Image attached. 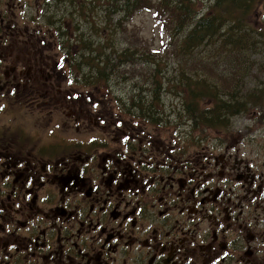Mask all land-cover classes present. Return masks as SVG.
Returning a JSON list of instances; mask_svg holds the SVG:
<instances>
[{
	"label": "flooded vegetation",
	"instance_id": "obj_1",
	"mask_svg": "<svg viewBox=\"0 0 264 264\" xmlns=\"http://www.w3.org/2000/svg\"><path fill=\"white\" fill-rule=\"evenodd\" d=\"M20 1L0 0V14L12 11L8 22L36 31L32 19L12 10ZM35 2L46 11L75 7L73 0ZM15 46L0 42L1 111L16 105L47 114L71 110V102L49 87L21 88L18 81H49L60 69L47 64L33 71ZM6 91L17 97L2 98ZM86 110L85 104L77 108L75 127L94 119ZM47 120L41 117L36 127L14 113L0 118V264H264V216L235 217L225 207L218 216L213 212L231 203L228 183L253 178L230 150L236 137L215 138L219 152L185 155L154 144L142 124L133 123L130 135L116 138L127 141L126 152L117 148L114 158L102 161L106 149L86 150L67 137L61 142L60 135L50 137L49 127L47 142ZM139 166L145 168L141 174ZM201 220L208 239L200 236Z\"/></svg>",
	"mask_w": 264,
	"mask_h": 264
},
{
	"label": "rangeland",
	"instance_id": "obj_2",
	"mask_svg": "<svg viewBox=\"0 0 264 264\" xmlns=\"http://www.w3.org/2000/svg\"><path fill=\"white\" fill-rule=\"evenodd\" d=\"M148 1L152 6L151 9L144 7L135 15L131 14L132 16H130V13H126V16H123L125 14L113 13V0L92 2L87 0L85 6H82L86 15L80 16L78 8H68L67 11L71 14L66 16L67 31L65 28L59 29L62 22L55 20V24H51L47 22L46 18L44 30L40 32L34 29L27 31L26 25L23 30L15 21L8 22L6 20L12 11L0 14V42H14L24 52L27 61L33 64V70L44 68V65L47 64L55 65L58 57L66 53L67 47L73 45L74 50L88 57L90 63L95 59L98 60L101 74L110 77V81H98L87 85L83 80L89 77L95 79L96 67L90 70L86 64H83V70L78 73L68 69L67 74L70 82H73L72 77L75 75L80 78L73 84H69L68 79L66 82H61L72 93L81 94L78 99L66 97L72 104L71 110L65 114H54L53 112L47 114L33 110L26 111L16 105L14 109H9V107L5 111L0 109V118L5 113H14L20 120L34 123L36 127H38L36 124L40 122L41 117L50 118L52 120L46 121L49 125L45 127L44 132L47 142L49 141L47 137V128L49 127L50 137L60 135L61 142H63V138L67 137L79 140L80 145L86 150L106 149L108 155L106 159L102 158V161L114 158L116 156L114 150L117 148H121V152H126L124 145L127 144V141L119 144L116 138L121 140L122 137L130 135L133 123L136 126L142 124L146 137L150 135L154 144L180 149L185 155L197 150L219 152L220 148L214 149L215 143L218 144L215 138L236 137L230 139L232 142L229 145L230 150L240 160L237 165L240 166L242 162L249 165L253 178L248 184L228 183L231 187L225 186L226 196L231 198V203L227 200L224 206H216L213 212L215 216H218L225 207L228 211L232 210L235 217L242 216L244 219H249L252 215L264 216V0L261 2L254 0L250 3L247 0L239 2L241 6L235 10L233 16L227 15L220 0H190L192 9L189 14H183L178 19V24L186 21L181 31H176L175 23H171L174 16L169 14L165 6L162 7L159 4L164 0ZM181 1H184L185 5H189L188 0H178L179 3ZM244 5H253L254 7L251 9L249 6L250 10L246 13ZM38 7L39 5L25 9L37 15ZM164 11L168 14H165ZM216 12L218 16L220 13L227 15L223 20L227 24L221 27L217 22L214 39L205 48L197 50L199 61L189 62L181 59L182 64L179 67L172 69L173 66L169 64L170 71L148 79L146 73H143L142 76L139 74L135 76V72L142 69L143 66L130 68L127 65H121L118 57H112L109 54L110 52L115 53V51L122 53L131 43L137 41L146 42L139 43L138 48L149 44L162 52L155 53L150 50L149 56L153 53L156 56L165 54L172 51L173 47L162 48L161 40L164 34L162 28L159 27V20H171L167 28L174 39L180 41L188 35L193 22ZM157 13L161 16H156ZM62 15L60 12L58 17ZM240 20V25L235 26ZM39 21L42 20L39 19ZM102 28H108L109 36L113 38L109 43L122 39L116 49H109L104 51L105 54H102L103 59L109 55L112 58H109L106 73L103 71V67L106 65H103L101 58L93 51V47L105 46L104 33L101 35ZM227 28L229 31L226 30ZM57 30L61 33L58 34ZM66 38H70L72 43L60 45L59 43ZM169 38H171L170 35ZM244 38L246 42L243 40ZM248 45H251L250 50ZM82 46L89 47L82 48ZM202 61L211 71L203 68ZM65 62V67L71 62L68 55ZM250 65L252 66L249 67ZM150 66L154 67V64H150ZM119 74L121 76H117ZM202 78L209 80L215 87L217 96H222L229 101H236L230 94L237 90L238 95H242V98L247 100V108L241 111H232L231 115L227 114L219 118L220 123H213L220 127L216 129L208 127L201 118L193 119L200 116L198 112H195L198 108L210 105V101L198 105L188 97L191 90L200 87L196 84ZM51 85L53 87V85H57V82H51ZM153 93H157V101L153 99ZM3 94L2 98L4 99L17 97V94H8L7 91ZM82 104L87 106L86 114L93 115L94 119L79 128L74 126L73 117L77 108ZM152 108L156 109L158 113L150 112ZM149 115L153 116L155 120L146 117ZM102 120L105 123H102ZM51 129L54 130L52 133ZM106 138L109 139V143L105 141ZM128 144L129 149L134 146L131 140L128 141ZM196 159L200 161L199 157H195ZM208 168L212 172L215 170L211 166ZM135 169L141 174L145 168L139 166ZM236 196H238L236 199L238 205L235 206L232 201ZM257 210H259L258 213ZM233 228L234 226L231 227L230 233ZM199 231L200 236L203 235L207 239L211 233L209 229L205 228L202 220Z\"/></svg>",
	"mask_w": 264,
	"mask_h": 264
},
{
	"label": "trees",
	"instance_id": "obj_3",
	"mask_svg": "<svg viewBox=\"0 0 264 264\" xmlns=\"http://www.w3.org/2000/svg\"><path fill=\"white\" fill-rule=\"evenodd\" d=\"M75 3L74 8H78V13L80 16L86 15L84 11V7H82V0H73ZM87 0H84L83 4L86 3ZM90 2L92 1H97V0H89ZM186 1V0H185ZM189 5L184 4V1H181V3L178 2V0H164L161 3V6H165V9L169 11V14L174 16V19H171V23H175V30L176 31H181L184 26L186 21H184L182 24L179 23V17L181 15H188L190 10L192 9L190 5H192V2L190 0ZM222 8L225 10L228 16H233L235 14V10L241 6L239 2H245L246 0H220ZM254 0H247V2H251ZM261 2V0H258ZM114 2V10L113 13L115 14H125L123 16H126V13L131 14H136L137 11L142 10L144 7L151 9L152 6L149 5L150 1L148 0H113ZM49 3V2H48ZM253 9V5H244V10L249 12L250 8ZM57 8V7H56ZM68 8L62 9L61 11L59 8L57 10H47L49 13H54L52 16L53 20H57L62 22V25L59 27L60 29L65 28L67 31V23L66 16L71 14L68 13ZM255 9V8H254ZM62 12V16H59V13ZM165 14H168L167 12L164 11ZM159 14L157 13L156 16ZM226 14L220 13L219 16L217 12L215 14H208L204 16L201 20L197 22H193L192 29L189 31L188 35L182 38L180 41H176L172 35V33L168 30L167 25L171 20H159V27L160 29L162 28V33L164 34L162 37V48L164 47H170L172 46L173 49L170 52H167L165 54H160L156 56L155 53H162L160 49H155L153 46L149 44H145L143 47L138 48L139 43H146V42H133L131 43L130 46L125 48L124 52H118L115 51V53L110 52L112 57H118L119 58V63L121 65H127L130 68L135 67V66H143L142 69H138L135 72V76L139 74L140 76L143 75V73H146L148 75V79H151L153 77L159 76L161 73L170 71L168 69V65L171 64L173 66L172 69L179 67L182 64L181 59H184L189 62H196L199 61L198 58V52L200 48H205V46L214 39L215 35V29L217 27V22H219V26H224L227 23H224L223 20L227 17ZM122 16V17H123ZM161 15H159L160 17ZM187 18V17H186ZM178 20V21H177ZM44 22L46 23V19L44 18ZM241 20L238 22L237 25H240ZM51 24H54L52 22ZM121 27V25H120ZM227 31L228 28L226 29ZM104 31V32H103ZM54 33V32H53ZM104 33V34H103ZM114 33V32H113ZM112 33V34H113ZM103 34L104 38V44L105 46H99V47H94V51L96 52L97 56L101 58L103 65H106L103 67V71L106 73L107 69L106 67L108 66L109 63V58L111 56H106L103 59V55L105 54L104 51H107L109 49H116L117 45L122 41V39L115 40L113 43H109L113 38L110 37L108 28H102L101 35ZM169 35L171 38H169ZM70 38H66L65 40L61 41L59 44H66V43H72ZM245 42V38L243 39ZM249 46V50L251 49V45ZM89 46H82V48H88ZM152 50L153 54L148 55V52ZM67 51L70 55V67L69 69L74 70L75 72H80L83 70L82 65L86 64L89 68L88 69H93L96 67V77L95 79L89 80L92 77L87 78V81H84L85 84L90 85L92 83L98 82V81H105V80H110L109 76H104L101 74L99 64L97 63L98 60H93V62L90 63L88 57H85L83 53L76 52L74 50L73 45L67 47ZM121 53V54H119ZM151 58V59H150ZM203 63V68L207 69L209 71L210 68L205 65V62ZM150 64H154V67H151ZM250 65L249 67H251ZM87 69V68H86ZM101 74V75H100ZM107 75V74H106ZM207 75V74H206ZM117 76H121L120 74ZM120 82V81H118ZM198 88L193 89L189 92L188 97L191 99L193 103H196L198 105H202L203 102L210 101V105H206L204 107L198 108L195 112H198L200 114L199 118H201L204 123L210 127L213 128H220L217 127L214 122L220 123L221 120L219 118L223 117L224 115H231L230 113L232 111H241L245 110L247 108V100H244L242 95H238V91L235 90L233 91L230 95L232 98L236 99V101H229L222 96H217L215 93V87L211 85L209 80H206L204 78L200 79L197 84ZM196 93L197 95H195ZM157 101V93H153L152 95ZM242 98V99H241ZM213 101V102H212ZM187 111V109H186ZM150 112L153 114L158 113V111L154 108L150 109ZM188 114L191 115V113L188 112ZM214 116H216L214 118ZM198 118V119H199ZM152 119L154 117L152 116Z\"/></svg>",
	"mask_w": 264,
	"mask_h": 264
},
{
	"label": "bare ground",
	"instance_id": "obj_4",
	"mask_svg": "<svg viewBox=\"0 0 264 264\" xmlns=\"http://www.w3.org/2000/svg\"><path fill=\"white\" fill-rule=\"evenodd\" d=\"M93 51H94V47H93ZM108 81H110V80H108ZM153 99H155V98L153 97Z\"/></svg>",
	"mask_w": 264,
	"mask_h": 264
}]
</instances>
